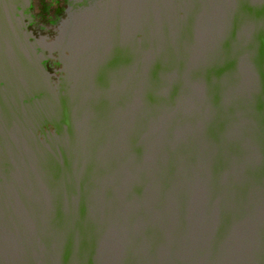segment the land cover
Wrapping results in <instances>:
<instances>
[{
  "label": "water",
  "instance_id": "obj_1",
  "mask_svg": "<svg viewBox=\"0 0 264 264\" xmlns=\"http://www.w3.org/2000/svg\"><path fill=\"white\" fill-rule=\"evenodd\" d=\"M0 0V264H264V0Z\"/></svg>",
  "mask_w": 264,
  "mask_h": 264
},
{
  "label": "flooded vegetation",
  "instance_id": "obj_2",
  "mask_svg": "<svg viewBox=\"0 0 264 264\" xmlns=\"http://www.w3.org/2000/svg\"><path fill=\"white\" fill-rule=\"evenodd\" d=\"M67 0H34L33 11L38 17L30 24L36 32L54 33L60 19L66 14ZM46 14L49 18H46ZM41 19V20H40ZM45 19L47 23H43Z\"/></svg>",
  "mask_w": 264,
  "mask_h": 264
},
{
  "label": "rangeland",
  "instance_id": "obj_3",
  "mask_svg": "<svg viewBox=\"0 0 264 264\" xmlns=\"http://www.w3.org/2000/svg\"><path fill=\"white\" fill-rule=\"evenodd\" d=\"M46 18H49L48 16H47V14H46ZM41 20V19H40ZM48 21V20H47ZM47 21L45 20V19H42V22L43 23H47Z\"/></svg>",
  "mask_w": 264,
  "mask_h": 264
}]
</instances>
